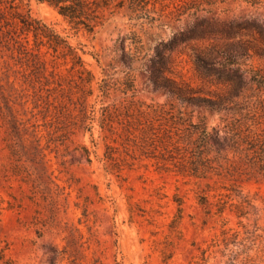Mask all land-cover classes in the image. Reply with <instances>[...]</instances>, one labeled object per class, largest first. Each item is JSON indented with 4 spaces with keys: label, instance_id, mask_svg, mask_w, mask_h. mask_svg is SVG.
Returning a JSON list of instances; mask_svg holds the SVG:
<instances>
[{
    "label": "rangeland",
    "instance_id": "374dc122",
    "mask_svg": "<svg viewBox=\"0 0 264 264\" xmlns=\"http://www.w3.org/2000/svg\"><path fill=\"white\" fill-rule=\"evenodd\" d=\"M19 1L22 12L30 11L82 50L94 75L87 105L95 110V120L87 128L79 122L72 125L78 113L68 102L74 116H67L62 94L51 92L56 107L48 109V92L38 98L32 87L35 77L8 57L0 58V264H264L263 174L245 170L242 164L233 170L223 159L213 160V169L203 176L181 173L179 163L187 155L184 141L178 151L171 146L176 158L164 161L156 157L162 145L142 150L127 140L120 124L126 110L149 106L181 114L210 131L230 120L225 104L213 109L156 87L149 80L151 64L145 60L131 69L116 43L135 32L145 52L153 54L163 40L192 28L195 18L169 16L150 24L132 17L126 7H109L102 24L89 32L48 4ZM202 16L247 21L264 30V3L253 7L227 0ZM240 39L263 46L255 31L217 41L227 49ZM191 44L196 50L173 53L175 79L203 96L225 91V86L212 85L197 72L195 54H208L210 41ZM48 69L53 70L52 64ZM241 69L248 82L250 73L245 71L264 72V58L254 54ZM55 73L69 75L63 67ZM251 88L247 94L264 93L255 84ZM108 107L122 114L114 119V131H109ZM219 141L221 155L231 157L223 133ZM110 146L114 161H108Z\"/></svg>",
    "mask_w": 264,
    "mask_h": 264
},
{
    "label": "trees",
    "instance_id": "16d2710c",
    "mask_svg": "<svg viewBox=\"0 0 264 264\" xmlns=\"http://www.w3.org/2000/svg\"><path fill=\"white\" fill-rule=\"evenodd\" d=\"M37 1L48 4L69 23L81 26L89 32H93L102 24L109 7L116 9L126 7L132 17L147 20L150 24L162 22L169 16L175 17L176 20H181L185 16L194 17L196 24L192 28L179 32L168 41L163 40L154 49L153 54L145 52L142 39L135 32L119 37L116 43H119L122 51V60L131 69L137 62L146 60L151 64L149 80L156 87L189 102L206 104L213 109H220L225 104L223 109L232 115L230 120L226 119L221 129L213 128L210 131L205 124L187 122L181 114H174L163 108L149 106L148 109H128L120 122L127 134V140H133L142 150L152 148L154 145H157L154 149L158 150L162 145L158 152L159 156L156 157L164 161H173L176 158L174 150H180L179 144L184 141L187 155L184 156V162L179 163L181 173L203 176L209 169H213L211 166L213 160L223 159L231 163L230 167L233 170H236L237 164H242L245 170L264 175V93L247 94V91L252 90V84L257 85L260 91L264 89V72L261 69L246 70L245 72L250 73L248 82L243 81L241 74V66L254 54L264 58V30L257 24L247 21L226 22L216 17L202 16V13L211 14L214 7L224 5L227 0ZM240 1L253 7L264 3V0ZM158 4L161 6L160 9L157 8ZM245 31H255L263 46L257 48L251 41L240 39L231 41L229 48L224 49L227 45H220L217 41L236 39ZM195 40L210 41L206 48L208 54L203 51L195 54L199 77L217 87L225 86V91L218 89L212 96H203L201 91L183 88L175 79L173 53L175 51L181 53L188 47L196 50L191 44ZM80 51L82 50L74 47L67 37L34 18L30 11L22 12L19 0H0V53L6 52L1 54L0 58L8 57L13 60L15 66L35 77L32 87L38 92L36 93L38 98H42L43 93L48 92V96L45 97L48 109L56 107V101H50V97H53L51 92L62 94L61 98L63 97L65 104L63 109L68 110L69 102L78 113L74 116L68 110L67 116H74L75 122L72 125L75 126L79 122L80 126L84 125V128H87V123L95 120V110H89L87 105V99L93 95L94 75L87 68ZM49 64H52L51 71L48 69ZM60 67L69 75L55 73ZM127 80L133 87L134 79L129 76ZM34 105L37 108V101ZM106 111L107 109L104 110ZM57 115L56 119L60 120L62 118L60 113ZM105 115L104 123L107 119ZM121 115L108 107L109 131H114V119H120ZM221 133L223 141L232 153L231 157L228 154L224 157L221 155L219 141ZM171 146L174 150H171ZM113 153V147H108V161L115 160Z\"/></svg>",
    "mask_w": 264,
    "mask_h": 264
}]
</instances>
